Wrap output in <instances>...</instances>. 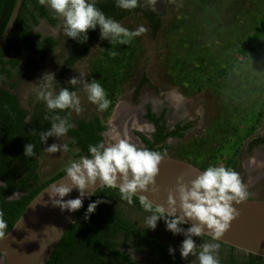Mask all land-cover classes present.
<instances>
[{"label": "rangeland", "instance_id": "rangeland-1", "mask_svg": "<svg viewBox=\"0 0 264 264\" xmlns=\"http://www.w3.org/2000/svg\"><path fill=\"white\" fill-rule=\"evenodd\" d=\"M146 6L163 14L161 27L156 33L142 14L130 15L119 23L130 31L142 26L144 33L126 45L99 39L87 57L79 61L65 79L69 85L67 81L71 77L82 74V81L100 83L111 101L109 108L98 110L97 105L88 101L83 84H79L73 90L80 97L82 110L79 113L71 110V114L86 119L99 115L106 125L103 132L106 146L118 141V134L124 130V139L146 148L138 133L152 139L155 131L144 118L147 107L150 106L156 114L166 108L168 129H174L178 123L190 122L192 126L185 131L183 138L169 137L166 144L171 149L163 153H171L170 156L177 158L182 155L184 160L198 166H223L224 160L220 157L224 155H217L216 150L223 145L225 151L231 153L240 144L229 168L239 173L247 186L248 197L264 199V148L247 149L248 140L264 131V0H155L154 5L147 3ZM34 33L54 36L59 46L46 60H41L20 44L23 55L12 79L17 84L13 92L28 110L40 101L34 89L39 86L38 78L42 73L54 72L58 81L56 90H60L58 75L69 51L62 17L55 26L42 20L35 26ZM249 37L253 41L248 42L240 54L239 46ZM111 52L117 54L112 56ZM15 55V51L10 53L11 58ZM226 68L227 74L222 76V70ZM144 75L149 82L143 85L134 99L135 90ZM5 80L0 74V85L7 86ZM173 93L178 98L173 99ZM120 106L136 114L137 122L129 124L126 129L119 128L116 121ZM197 109H201L203 114L197 115ZM260 112L262 117H259ZM138 122L145 124L144 129L138 127ZM68 141L66 134L59 139L49 137L44 144L39 169L43 179L79 159L77 149L57 153L44 150L52 143L67 144ZM20 195L15 193L12 198ZM127 213L140 227H146L149 214L132 208H127ZM151 231L170 240L175 253L180 255L183 235L167 231L163 220H159L156 229ZM193 239L197 245L218 243L205 237ZM238 251L234 254L241 257L242 251ZM128 252L140 262L167 264L149 254L132 249ZM230 254L229 248L220 245L217 252L220 264H226ZM185 261L199 264L196 256L190 255ZM0 264H4L1 257Z\"/></svg>", "mask_w": 264, "mask_h": 264}, {"label": "trees", "instance_id": "trees-1", "mask_svg": "<svg viewBox=\"0 0 264 264\" xmlns=\"http://www.w3.org/2000/svg\"><path fill=\"white\" fill-rule=\"evenodd\" d=\"M16 1L0 0V37L12 15ZM147 3L148 0H139L138 7L124 10L116 6L115 0H98L97 7L106 16H110L118 22L130 15L142 14L156 33L161 27L163 14L146 6ZM42 20L55 26L60 22V17L51 13L47 6L41 5L39 0H23L15 25L0 48V74L5 77L7 84V86L0 85V183H3L0 185V211L3 212L4 219L8 224L4 235L12 229L27 205L43 188L66 174L63 169L55 175L43 179L39 172L40 154L44 147V144L40 142V133L50 128L51 117L54 114L47 110L42 101H36L33 109L28 110L22 105L19 96L13 92L17 84L12 79L15 71L21 65L23 55L20 44H23L28 52L41 60H46L48 55L55 52L59 46V41L55 37L34 33L35 26H38ZM88 37V41L83 44L67 37L69 51L58 75L59 82H61L60 88L67 87L73 90L72 86L66 84L65 79L73 72L76 64L84 60L99 41V27L95 31L89 30ZM250 37L239 46L240 54L244 52V46L253 41ZM255 50L256 48L253 49V52ZM12 51H15L16 55L11 58ZM227 70V68L222 70L221 75L227 74ZM146 82H149V79L144 75L135 90L134 99L137 98ZM57 111L60 117L66 118L72 124L67 132L69 136L67 145L69 151L78 150V158L90 156L89 145L104 143L103 132L106 125L99 115L86 119L74 117L71 110ZM166 111L167 109L164 108L162 114L158 116L148 106L145 118L154 124L155 131L152 139L141 133H138V136L145 143L146 148L167 155V153H163V151L171 149L166 144L167 139L169 137L183 138L185 131L190 129L192 124L190 122L178 123L174 129H168L165 119ZM259 117H262V112ZM250 133L248 134L250 135ZM29 142L35 145L36 156L26 158L23 155L24 145ZM259 143L264 144V140H255L253 144L249 145L248 150L252 151L253 146ZM225 150V147L220 145L216 151L217 155H224L220 159L224 160L223 166L229 168L240 150V144L231 153ZM179 156L182 159L185 158L182 155ZM200 167L207 168L203 165ZM15 193L21 195L18 198H12ZM94 194L79 210L75 221L64 233L47 264H149L137 261L129 254L127 248L143 251L167 264H190L185 259H181L177 253L174 258L169 255L168 249L170 246L172 247L170 240L155 234L146 227H140L128 215L127 208L136 209L149 215L153 214V212L144 209L139 197L134 195L132 202L129 203L121 198L118 188L100 187ZM97 199H102L105 202L99 204L95 212L85 220L84 213L88 204ZM154 208L153 206V211ZM183 227L188 226L183 225ZM204 237L211 239L208 236ZM218 243L223 247L225 245L222 242ZM228 248L231 254L225 260L226 264H264V257L243 251L239 257L234 254L238 251L235 247L229 246ZM238 252L240 253V251Z\"/></svg>", "mask_w": 264, "mask_h": 264}, {"label": "clouds", "instance_id": "clouds-1", "mask_svg": "<svg viewBox=\"0 0 264 264\" xmlns=\"http://www.w3.org/2000/svg\"><path fill=\"white\" fill-rule=\"evenodd\" d=\"M115 2L117 7L124 10L135 9L139 4V0ZM39 3L50 8L57 17H62L64 35L81 44L88 41L89 30L95 31L97 27L99 38L108 40L110 44L126 45L145 32L142 26L130 31L112 17L106 16L97 7L98 0H39ZM148 3L154 5L155 0H148ZM116 54L110 53L112 56ZM81 75L71 77L67 83L73 88L83 84L88 101L97 105L100 111L107 110L111 101L107 98L106 90L95 80L90 83L82 81ZM38 81L39 86L34 89L36 97L54 114L50 128L40 133L41 144H46L49 137L59 139L72 127L66 118L59 116L57 110H74L79 113L82 110L81 100L76 91L67 87L56 90L58 81L54 72L42 73ZM172 97L178 98L176 93ZM196 114L202 115V110L197 109ZM34 149V144H25L23 155L26 158L35 157ZM44 150L57 153L68 152L69 148L67 144L52 143ZM88 152L90 156H81L66 166V176L61 182L50 185L47 197L52 207H59L61 212L78 211L83 207L85 197L95 195L96 187L118 188L121 198L129 203L138 192L158 191L156 177L166 154L138 147L127 139H119L108 146L103 142L89 145ZM73 190L79 195L65 199ZM248 195L247 186L239 173L221 165L208 166L187 183L182 176L177 177L175 191L168 192L167 208L156 205L153 211V203L143 196L140 203L145 210L153 212L145 221L147 229L155 230L158 221L163 220L167 231L173 235H183L184 239L179 245L181 259L191 255L198 258L199 264H220L217 257L220 245L214 242L197 245L193 237L209 236L212 241H218L230 227V222L239 215V210L234 205L244 202ZM104 202L102 199L90 202L84 213L85 220ZM189 221L194 223L189 224ZM7 227L4 214L0 211V237L4 236ZM168 252L174 258L176 249L170 246Z\"/></svg>", "mask_w": 264, "mask_h": 264}, {"label": "water", "instance_id": "water-1", "mask_svg": "<svg viewBox=\"0 0 264 264\" xmlns=\"http://www.w3.org/2000/svg\"><path fill=\"white\" fill-rule=\"evenodd\" d=\"M22 3L23 0L16 1L12 15L0 37V48L15 25ZM159 169L156 177L158 191H141L135 196L146 197L154 207L162 205L165 208L168 207L169 190L175 191L177 177L182 176L184 182L187 183L204 170L188 160L170 155H165ZM65 176L66 174L62 175L43 188L27 205L12 229L0 237V257L4 260V264L48 263L64 233L75 221L80 210L61 212L59 207H52L48 202L47 191L50 185L61 182ZM98 188L100 187H96L95 191ZM78 195L79 193L73 190L65 199L76 198ZM88 199L89 197L84 198L83 205ZM234 206L239 210V215L230 222V227L218 242L264 257V199L247 198L244 202ZM191 223L194 221H189V224Z\"/></svg>", "mask_w": 264, "mask_h": 264}, {"label": "bare ground", "instance_id": "bare-ground-1", "mask_svg": "<svg viewBox=\"0 0 264 264\" xmlns=\"http://www.w3.org/2000/svg\"><path fill=\"white\" fill-rule=\"evenodd\" d=\"M116 118H117V120L116 119L115 120L118 121L119 128H124V129H126V127L129 124H133V123L137 122L136 114L133 113V111L132 112L128 111V109H126V108H121V106L117 110ZM138 125H139L138 127L142 128V129H144V127H145V124L142 122H138ZM118 135H120V136H118L120 139H124V136H126L124 130ZM2 262H4L3 259H2Z\"/></svg>", "mask_w": 264, "mask_h": 264}, {"label": "flooded vegetation", "instance_id": "flooded-vegetation-1", "mask_svg": "<svg viewBox=\"0 0 264 264\" xmlns=\"http://www.w3.org/2000/svg\"><path fill=\"white\" fill-rule=\"evenodd\" d=\"M47 36H51V35H47ZM52 37H54V36H52ZM164 110V109H163ZM167 111H168V109H167ZM167 111H166V114H167ZM147 112V111H146ZM153 112H154V110H153ZM163 112V111H162ZM162 112L161 113H158L157 115L158 116H160L161 114H162ZM146 114V113H145ZM145 114H144V118H145ZM166 114H165V119H166ZM145 120L147 121V124H151L152 126H153V128H155V126H154V124L153 123H151L150 121H148L146 118H145ZM257 139H262V140H264V131L261 133H258L256 136H252V138H250L249 140H248V144H247V149H249V145H251V144H253V142H255V140H257ZM256 148H264V144H256V145H254L253 146V150H255ZM218 242V241H217ZM228 248L229 246L228 245H224V248ZM130 248H127V251L129 250ZM131 250V249H130ZM133 250V249H132ZM134 251H136V252H140V253H145V252H143V251H140V250H134ZM145 254H148V253H145ZM150 255V254H149ZM133 257V256H132ZM155 258H157V257H155ZM158 259V258H157ZM160 260V259H159Z\"/></svg>", "mask_w": 264, "mask_h": 264}, {"label": "crops", "instance_id": "crops-1", "mask_svg": "<svg viewBox=\"0 0 264 264\" xmlns=\"http://www.w3.org/2000/svg\"><path fill=\"white\" fill-rule=\"evenodd\" d=\"M260 101L262 100V97H260V99H259Z\"/></svg>", "mask_w": 264, "mask_h": 264}]
</instances>
